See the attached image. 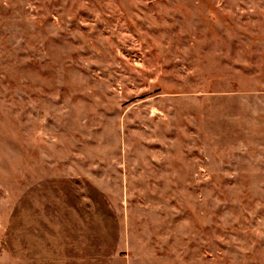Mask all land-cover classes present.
<instances>
[{
    "label": "rangeland",
    "instance_id": "374dc122",
    "mask_svg": "<svg viewBox=\"0 0 264 264\" xmlns=\"http://www.w3.org/2000/svg\"><path fill=\"white\" fill-rule=\"evenodd\" d=\"M0 264H264V0H0Z\"/></svg>",
    "mask_w": 264,
    "mask_h": 264
}]
</instances>
